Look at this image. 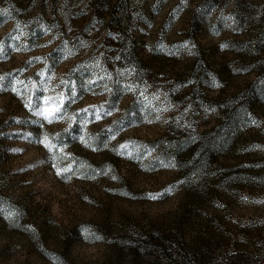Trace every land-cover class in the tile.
Segmentation results:
<instances>
[{
  "label": "rangeland",
  "instance_id": "1",
  "mask_svg": "<svg viewBox=\"0 0 264 264\" xmlns=\"http://www.w3.org/2000/svg\"><path fill=\"white\" fill-rule=\"evenodd\" d=\"M0 264H264V0H0Z\"/></svg>",
  "mask_w": 264,
  "mask_h": 264
},
{
  "label": "snow or ice",
  "instance_id": "2",
  "mask_svg": "<svg viewBox=\"0 0 264 264\" xmlns=\"http://www.w3.org/2000/svg\"><path fill=\"white\" fill-rule=\"evenodd\" d=\"M58 174H59V172H58ZM154 198V197H153Z\"/></svg>",
  "mask_w": 264,
  "mask_h": 264
}]
</instances>
